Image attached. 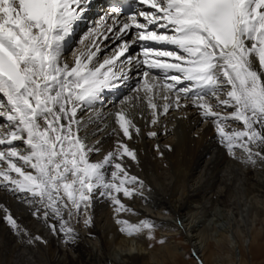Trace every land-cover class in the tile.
<instances>
[{
    "label": "snow or ice",
    "instance_id": "1",
    "mask_svg": "<svg viewBox=\"0 0 264 264\" xmlns=\"http://www.w3.org/2000/svg\"><path fill=\"white\" fill-rule=\"evenodd\" d=\"M138 3L150 10L133 14L119 32L135 28L137 40L175 49L152 53L150 47H144L143 64L163 70L167 81L158 84L153 79L149 83L145 71L142 88L137 89L145 92L153 110L152 124L158 120L154 89L164 90L163 114L173 106L172 101L180 108L182 98L190 100L203 118L213 120L221 144L231 154L239 148L250 163L256 162L253 157L264 160V0ZM89 4L90 0H0V122L9 126L7 132L0 131V145L5 146L0 150V163L7 165L0 167V186L28 194L23 199L30 206L37 205L33 214L39 217L42 213L47 220L51 213L61 221L59 230L69 240L75 233L67 226L65 213L71 218L86 212L94 193L109 198L117 213L131 211L114 193L132 197L138 188L126 185L142 187L144 183L130 176L123 163L125 156L138 163L134 149L118 142L114 151L92 161L90 154L100 149L87 145L80 135L83 121L76 119L77 111L103 88L115 86L113 81L123 78L116 76L111 65L129 47L122 44L119 52L98 64L92 63L100 51L96 46L95 51L78 56L73 66L63 60L66 37ZM123 11L113 6L105 19L116 24ZM150 54L157 58L149 60ZM169 71L177 74L168 76ZM173 92L174 96L168 95ZM116 117L125 137L131 139L130 126L139 133L124 111ZM229 121L242 123L243 128H231ZM15 141H22L27 151H18ZM4 211L7 223L19 233L17 220ZM84 223L91 224V217ZM117 223L129 237L147 230L149 239L154 238L150 220L133 224L118 219ZM51 227L56 230V225Z\"/></svg>",
    "mask_w": 264,
    "mask_h": 264
},
{
    "label": "bare ground",
    "instance_id": "2",
    "mask_svg": "<svg viewBox=\"0 0 264 264\" xmlns=\"http://www.w3.org/2000/svg\"><path fill=\"white\" fill-rule=\"evenodd\" d=\"M139 6L142 7L141 10H150L148 5L140 4ZM138 19L143 22V18ZM131 29L136 37L138 30ZM95 30L94 34L100 31L98 28ZM83 37L85 38L86 35H80L78 32L72 34L71 31L66 37L63 45V60L70 66L74 65L76 58L82 53L95 51L92 47L94 42L92 44L91 40L84 41L83 44L80 43L79 46L73 48L71 53H66H70L68 56L71 61L66 60L68 56H65L64 53L67 46L79 43L76 41ZM150 49L152 53H155L173 51L174 48L152 43ZM100 53L101 49L96 55ZM156 58L151 54L148 57L149 60ZM95 62L97 63L94 58L92 63L96 64ZM254 64L258 67V61L255 59ZM141 65L144 66L145 71L149 72V83L153 79L157 82L160 80L167 82L163 70L149 69L147 65ZM137 70H133L131 75H134ZM114 73L117 75V71ZM176 74L174 71L167 73L168 76ZM120 83L117 81L115 86L110 88L119 91ZM135 83L133 86L135 88H132L133 90L124 99L120 100V96V99H117L119 101L115 100L117 102L112 104H103L98 101L101 98L99 94L106 90L102 89L91 103L84 104L77 111L76 116V119L83 121L80 135L84 138L85 143L90 147L100 149L98 153L90 154V160L103 159L108 152L117 148L118 142L126 143L129 148L136 151L138 163L127 156L124 157L123 163L130 176H136L144 182L143 186L126 185L138 188V192L132 197H126L122 192L114 193L121 203L131 211L117 213L116 205L112 207L114 204L109 198L94 193L92 199L94 204H90L86 212L73 214L71 218L67 213L64 214L67 225L74 229L76 237V240L74 239L75 246L71 252V250L65 249L61 242L63 237L58 234L57 228L61 225L59 219L51 213L47 220L43 218L42 213L39 217L34 215L33 212L37 205L30 206L23 199L28 194L12 192L0 186V204L4 206L0 208V264H169V262H178L182 252L174 242H168L157 250H153L150 249L147 230L134 237H129L118 231L121 227L117 223L118 219H125L133 224L147 219L161 231L165 227L171 228L170 224L173 225L172 227H176L177 222L174 223L167 212L175 213L176 220L180 219L178 226L187 234L193 244L194 258L199 260L198 262L214 264L215 260L218 264H238V261H241L242 264L246 263L242 250L243 241L251 247V243L259 231L253 232V229H249L250 231L242 233L237 218L234 221L236 223H232L233 216H235L233 202L230 199L232 195L226 188L230 186L228 181L232 180L233 172L227 173L228 167L221 164L225 154L222 148L224 145L216 142L218 134H216L213 120L203 118L200 110L194 107L190 100L186 102L183 98L180 108H176L172 101L173 106L169 108L167 114H163L162 106L166 101L162 99L163 96L158 97L159 90L154 89V102L157 104L156 115L158 116L157 123L154 125L151 122L153 110L145 101L147 100L146 94L143 91H137L142 88L144 80H141L137 86ZM181 86L177 85V87ZM128 90L131 88L125 89V91ZM168 95L174 96L175 93ZM221 98L223 99V97ZM185 103H187V107L183 106ZM211 103L215 104L216 101L213 99ZM117 108L124 111L125 115L130 118L133 115L132 120L129 119L132 121V125L140 129L139 133H136L134 128L130 127L132 128V131L130 130L131 139L124 136L122 129L117 124L116 113L119 112ZM104 109L109 110L108 113ZM231 110L228 109L229 112ZM106 120H109L108 124H106ZM0 123V131L7 132L9 129L7 122ZM228 124L231 128H243V124L236 121H229ZM199 125L201 128L196 131ZM149 132H156L157 135L149 136ZM167 137H169L167 143H162L161 141ZM13 143L17 150L20 145L25 149L18 150L22 154L27 151V146L22 141ZM4 147L0 145V150H3ZM15 162L18 166H23L19 160ZM0 167H7V165L0 163ZM230 167L234 166L230 165ZM28 170L30 169L25 168V171ZM12 175L14 178L16 177L15 173ZM248 176H250L249 173ZM235 177L234 184L236 185L240 183L241 179L237 175ZM254 191L261 190L255 188ZM210 195L225 205V209L229 212V216L227 215L221 221L211 220L210 224L214 231L208 229L209 226L197 222V216L193 213L191 215L187 212L197 201L201 202L205 198H209ZM258 203L259 205L255 208L264 210V201ZM4 209H7L17 220L21 229L19 233L12 229L5 220ZM253 213L255 214L254 211ZM88 215H92L91 217L94 219L91 220V224L84 223V220L89 217ZM257 217L256 214L255 218L257 219ZM256 219H252V225ZM262 221L264 222V219ZM51 225H56L55 231ZM237 236H240V239ZM36 237H40V239H36ZM214 246L217 249L226 248L228 251H231L229 246H233L232 259L223 262L218 252L214 254L211 251ZM237 249H239V253H237Z\"/></svg>",
    "mask_w": 264,
    "mask_h": 264
},
{
    "label": "rangeland",
    "instance_id": "3",
    "mask_svg": "<svg viewBox=\"0 0 264 264\" xmlns=\"http://www.w3.org/2000/svg\"><path fill=\"white\" fill-rule=\"evenodd\" d=\"M69 51L71 53L73 49H70ZM68 54L66 56H68ZM69 57L70 56L66 58L67 61L71 60V58ZM158 93H159L158 97L161 98L165 94V91L159 90ZM145 101L147 103V100ZM126 117L128 119L130 118V116L129 117L126 116ZM105 122L106 124H108L109 120H106ZM199 128H201V125H199L196 128V131H198ZM131 129L132 128H130V130ZM168 140H169V137L164 138L161 142L167 143ZM216 142H219L218 137H217ZM19 147H20L19 149L25 150L24 148H21V145ZM224 147L222 148L225 154L222 157L223 160L221 159L222 160L221 164L223 163L222 165H225L228 167L227 173L233 172L231 174L232 180L228 181V184H230V186L226 188L228 191H230V194L232 195V198L230 199H232V202H233L232 204L234 207L233 210L235 213V216H233L234 220L232 223H236L234 221H236V218H237V222L239 221V226H240L239 228H240V231H242V233H246L252 229H253L252 230L253 232L259 231L258 234L255 236V240L251 243V247L250 245L249 246L246 245L243 241L242 250L245 255V260H246L245 264H264V222L262 221L264 219V210L255 208L257 207V205H259L258 202L264 201V160H260L256 157H253V159H255L256 161L253 164L247 160V154L244 153L241 149L239 148L234 149L235 155H233L227 150L226 147L225 148ZM208 156L210 157V155H207V157ZM230 165L234 167L231 168ZM242 172H245V173H242ZM248 173L250 176H248ZM236 175L241 179V181L240 183H237L235 185L234 180L236 179L235 177ZM228 184L226 182V185ZM255 188H260L261 191L259 192L254 191ZM91 204H94V202H92ZM114 206L115 205H112V207ZM260 210H261V213L259 212ZM253 211L255 212V214L253 213ZM187 212H189L191 215L193 213V215L197 216L196 217L197 222H199L201 225L204 224L205 226H209L208 229H212L213 231H214V228L210 224L211 220L221 221L224 218H226L227 215L229 216L228 214L229 212L225 209V205L219 202L216 197L213 198L211 195L209 198H205L201 202L197 201V203L193 204V206L190 207L187 210ZM256 214L258 215L257 219L255 218ZM167 215H169L170 218L172 217L171 219L174 223L177 222L176 224L180 225V219L176 220L177 215L175 213L167 212ZM91 216L92 215H90V217ZM252 219H256V221L253 222L254 225H252V222H251ZM91 220H94V219L91 217ZM139 222L140 221H137V223ZM178 225H176V227L175 226L172 227L173 225L170 224L171 228L165 227L163 231H161L158 227L154 226V230H153L154 238L149 239L147 235V239L149 240L150 249L157 250L159 247L166 245L168 242H174L181 249L182 255L178 258L179 260L178 262H169V264H181V263L199 264L198 262L199 260L194 258L193 244H191L187 234L183 230H181V228ZM59 229L60 227L58 226L57 228V231H59L58 234L63 237L61 240L62 244L65 246V249H68L69 251L71 250L72 252L75 246L74 242L76 240V237H74L75 240L74 239L69 240L67 236L63 232H61ZM118 231L121 232L120 229ZM237 238L240 239V236H237ZM161 240L164 241L163 244L159 242ZM229 248H231L230 250L232 252L228 251V249L226 248L217 249L216 246L212 247L211 251L214 254L218 252L220 254L221 260L223 262H228L230 259H232L231 256L234 251L233 246H229ZM40 251H41V248H40ZM237 253H239V249H237ZM203 264H206V263L203 262ZM214 264H218V263L214 260ZM238 264H242L241 261H238Z\"/></svg>",
    "mask_w": 264,
    "mask_h": 264
}]
</instances>
